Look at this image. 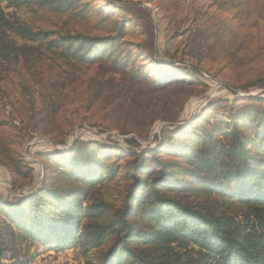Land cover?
<instances>
[{
	"label": "trees",
	"instance_id": "trees-1",
	"mask_svg": "<svg viewBox=\"0 0 264 264\" xmlns=\"http://www.w3.org/2000/svg\"><path fill=\"white\" fill-rule=\"evenodd\" d=\"M107 1L103 7L114 10L110 13L118 10ZM78 2L0 0V100L23 97L20 87L8 86L4 64L33 67L42 51L30 43L45 46L73 67L107 66L111 75L132 85L140 80L160 89L187 82L183 74L193 78L162 60L153 59V67L143 72L132 67L133 50L121 41L127 34L124 18L113 21L114 35L57 34L9 21L1 8L36 5L62 14ZM86 8L82 5L77 15ZM5 28L25 43L7 42ZM96 81L87 86L88 100L108 90L102 78ZM55 90L56 97L65 96ZM215 105L227 115L213 116L216 123L206 128L209 121L201 120ZM193 125L196 131L189 135L197 138L187 133ZM5 126L0 123V129ZM161 133L152 149L76 140L65 150L39 153L45 160L39 187L14 202L0 196V264H29L40 252L70 248L86 264H264V97L217 99ZM23 138L0 133V166L32 181L33 169L18 150ZM159 154L171 157L164 161Z\"/></svg>",
	"mask_w": 264,
	"mask_h": 264
},
{
	"label": "rangeland",
	"instance_id": "rangeland-1",
	"mask_svg": "<svg viewBox=\"0 0 264 264\" xmlns=\"http://www.w3.org/2000/svg\"><path fill=\"white\" fill-rule=\"evenodd\" d=\"M108 2L118 10L110 13L114 10L103 7L104 0H81L75 10L62 14L36 5L2 4L1 8L9 21L57 34L114 35L113 21L124 18L127 34L121 41L130 43L133 50L132 67L143 72L153 67V59L162 60L185 69L193 78L183 74L188 83L160 89L150 88L140 80L132 85L126 77L120 81L118 78L124 77L111 75L107 66L73 67L45 46L30 43L42 51L33 67L4 64L8 69L6 79L11 83L8 86L20 87L23 97L0 100V123L6 125L0 133L16 139L24 137L18 150L25 164L33 169V179L10 174L0 166L3 200L14 202L39 187L45 161L39 153L65 150L76 140L127 150L152 149L158 145L163 129L179 127L217 99L251 97L264 90V0ZM84 4L88 12L77 15ZM93 10L106 12L97 14ZM5 40L15 41L18 46L25 43L11 31L5 32ZM98 78L108 90L88 100L87 86L98 84L93 82ZM225 87L238 96L229 94ZM56 88L65 96L56 97ZM109 90L120 98L109 97ZM226 115L222 105H215L201 122L208 120L204 127L209 128L216 123L215 116L224 119ZM190 131H196L195 125L187 133L197 138L190 136ZM184 143L186 140L180 144ZM159 155L164 161L171 157ZM35 249L32 247L30 252ZM29 264H86V260L78 250L70 248L59 253L40 252Z\"/></svg>",
	"mask_w": 264,
	"mask_h": 264
},
{
	"label": "water",
	"instance_id": "water-1",
	"mask_svg": "<svg viewBox=\"0 0 264 264\" xmlns=\"http://www.w3.org/2000/svg\"><path fill=\"white\" fill-rule=\"evenodd\" d=\"M225 89H226L229 93H232V94L238 96V94H237L236 92H234L233 90H231V89H229V88H227V87H225ZM262 96H264V90L260 91L257 95H252V97H255V98H259V97H262Z\"/></svg>",
	"mask_w": 264,
	"mask_h": 264
}]
</instances>
